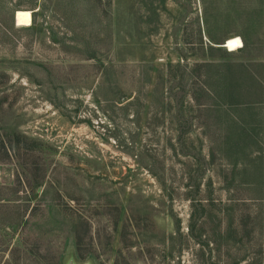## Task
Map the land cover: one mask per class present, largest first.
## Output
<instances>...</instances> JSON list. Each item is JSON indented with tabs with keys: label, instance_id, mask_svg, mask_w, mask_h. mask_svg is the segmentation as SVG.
I'll return each mask as SVG.
<instances>
[{
	"label": "rangeland",
	"instance_id": "1",
	"mask_svg": "<svg viewBox=\"0 0 264 264\" xmlns=\"http://www.w3.org/2000/svg\"><path fill=\"white\" fill-rule=\"evenodd\" d=\"M0 264H264V0H0Z\"/></svg>",
	"mask_w": 264,
	"mask_h": 264
},
{
	"label": "bare ground",
	"instance_id": "2",
	"mask_svg": "<svg viewBox=\"0 0 264 264\" xmlns=\"http://www.w3.org/2000/svg\"><path fill=\"white\" fill-rule=\"evenodd\" d=\"M14 23L18 28H28L32 24V14L30 11L19 10L14 13ZM243 44L238 37L229 38L223 48L228 52H236L242 48Z\"/></svg>",
	"mask_w": 264,
	"mask_h": 264
},
{
	"label": "trees",
	"instance_id": "3",
	"mask_svg": "<svg viewBox=\"0 0 264 264\" xmlns=\"http://www.w3.org/2000/svg\"><path fill=\"white\" fill-rule=\"evenodd\" d=\"M2 148H3L4 154L7 156V150H6V148H4L3 146H2ZM77 240H78V236H77Z\"/></svg>",
	"mask_w": 264,
	"mask_h": 264
}]
</instances>
